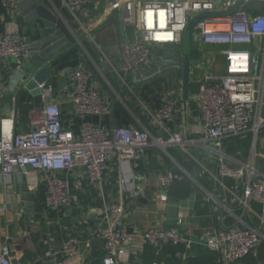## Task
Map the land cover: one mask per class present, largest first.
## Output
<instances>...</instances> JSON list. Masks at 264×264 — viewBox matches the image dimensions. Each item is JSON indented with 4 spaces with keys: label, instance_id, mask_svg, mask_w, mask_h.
<instances>
[{
    "label": "built area",
    "instance_id": "2783aa9c",
    "mask_svg": "<svg viewBox=\"0 0 264 264\" xmlns=\"http://www.w3.org/2000/svg\"><path fill=\"white\" fill-rule=\"evenodd\" d=\"M5 14L13 17L20 0H3ZM90 0H60L73 11ZM237 0H110L108 8L120 12L121 22L132 30L131 38L119 43V64L116 76L126 84L125 76L137 73L152 59V47H174L182 50L183 33L190 19L204 12H224ZM243 0L231 13L201 17L192 27L191 36L199 37V47L219 46L224 60L220 73H206L196 93L200 109V126L196 138L187 139L180 129L167 135H152L146 128L115 125L107 129L100 124H84L78 135L61 123L60 101H49L52 85L42 82L41 106L29 119L30 129L13 132L9 121L2 123L0 134V174L7 178L19 172L30 179L31 172L44 176L45 206L59 208L70 200V184L61 173L83 169L91 181L101 182L109 163H130L137 160L144 147L154 144L162 149L179 146H202L215 154V167L209 169L199 162L201 173L214 182L207 201L223 207L220 232L206 236L205 244L222 261L231 264L246 255L257 257L264 241V173L257 168L256 158H264V12L248 8ZM29 45L13 32L0 33V58L14 59L22 66L29 56ZM259 55L256 74L251 73L253 55ZM70 96L68 101L76 112L105 117L111 114V103L103 96L89 67L79 65L66 71ZM3 81L0 72V84ZM174 110L170 101L163 102L153 114L155 123L165 129ZM251 133L246 160L227 155L225 143ZM258 145L260 150L258 149ZM194 159V157H192ZM196 160V159H195ZM197 161V160H196ZM198 162V161H197ZM59 173V174H57ZM184 175L186 172L184 171ZM157 201L168 202L173 176L170 169L156 173ZM230 181V184H227ZM222 188L227 193L218 198ZM227 202L228 206L225 205ZM260 205L254 209L252 204ZM123 206L110 203L105 207L104 228H94L92 236L102 241L103 264H119L123 245L131 237L122 222ZM177 223L182 224L178 219ZM142 240L155 246L177 245L187 241L177 229L152 226L142 232ZM81 239L69 236L62 242L61 254L76 260ZM134 250L138 245H133ZM0 264H24L15 260L13 247L0 241ZM54 264H63L58 262Z\"/></svg>",
    "mask_w": 264,
    "mask_h": 264
},
{
    "label": "crops",
    "instance_id": "0c3cea01",
    "mask_svg": "<svg viewBox=\"0 0 264 264\" xmlns=\"http://www.w3.org/2000/svg\"><path fill=\"white\" fill-rule=\"evenodd\" d=\"M41 1L57 16L55 26L63 31L67 40L51 56L53 79L50 85L53 94L49 100L62 102L61 123L65 128L78 135L84 124H100L107 129L118 125L146 128L154 136H166L167 132L180 129L185 138H196L194 130L201 124L196 93L206 73H220L224 68L219 46L208 44L199 47L197 40L192 41L186 97L182 86V50L177 51L172 46L152 47V61L141 71L127 74L126 84H123L115 73L119 64V43L131 38L132 30L121 22L120 12L110 11V0H90L82 7L73 8V11L62 5L60 0ZM261 6L264 12V3ZM33 15L28 0L19 1L13 17L5 14L4 1L0 0V33L13 32L29 45L39 37L38 27L54 25L44 19L33 20ZM169 52L174 53L173 58L165 57L160 62L163 53ZM31 56L29 52L24 63L33 62ZM100 62L107 65V72H104ZM79 65L93 70L103 96L111 103L110 115L98 117L81 114L67 102L70 92L66 71ZM20 67L14 59L0 58L3 77L0 84V134L4 121L11 122L13 132L29 130V119L38 109L33 105L28 92L20 89V82L13 78ZM165 101L171 102L174 114L170 121L164 123L163 129L155 123L153 114ZM225 148L227 155L246 160L248 152H227ZM188 149L198 164L200 162L214 169L216 159L212 151L197 145L187 147L186 151ZM181 151L185 150L179 146L170 145L162 149L150 144L144 147L140 157L133 162L109 163L101 182L89 180L81 168L61 173L69 181L70 200L59 208L45 206L42 173L32 171L30 179L19 172L7 178L0 174V241L11 245L14 259L24 264H51L59 261L63 264H87L89 259L100 260L104 257L103 243L92 236V231L106 226L105 207L110 203H118L123 206L122 222L132 233L129 243L122 247L119 264H165L163 261L168 256L162 252L166 245L155 246L142 240V232L152 226L177 229L186 238L187 241L179 243L184 250L176 253L181 260L189 256H209L214 252L206 246V236L222 230L220 217L225 212L223 207L206 199V192H213L214 182L208 177L210 189L205 188L175 158L173 153L184 157ZM261 159L264 160L256 158L258 169V161ZM172 167H178L183 174L185 171L186 177L193 183L195 206L192 215L179 217L178 206L169 208L168 202L161 204L157 201L159 189L156 173ZM22 183L27 184L31 198V207L27 209L20 204ZM226 193L218 188L215 195L223 197ZM189 195L190 191L187 197L177 198L182 200ZM225 205L228 206L227 202ZM252 206L254 209L260 208L257 203ZM178 219L182 220V224L177 223ZM69 236L81 239L76 260L65 259L61 254L62 242ZM133 245L139 248L134 250ZM213 255L217 264H228L219 259L216 253ZM259 264H264V260Z\"/></svg>",
    "mask_w": 264,
    "mask_h": 264
},
{
    "label": "water",
    "instance_id": "95a60500",
    "mask_svg": "<svg viewBox=\"0 0 264 264\" xmlns=\"http://www.w3.org/2000/svg\"><path fill=\"white\" fill-rule=\"evenodd\" d=\"M243 0H237L236 4L229 10L224 12H204L199 14L198 16L190 19L188 22L186 29L183 33V42H182V86L183 93L186 97L188 94V85H189V76H190V62H191V43L193 40H198L199 37H192L191 30L194 24L204 16H214L218 14L231 13L238 9V7L242 4ZM28 4L30 5L31 10L33 11V20L44 19L54 25H43L37 28L38 38L34 39L28 47V51L31 52L34 58L32 62H26L18 69L16 73H14L13 78L20 82V89L28 92V94L32 97L33 105L36 108H40L42 98H41V89L39 88V84L42 82H46L47 84L52 83L53 75L51 69V56L53 53L57 52V50L62 45L63 41H67L63 35V31L61 29L56 28V24L58 21L57 16L45 5L41 0H28ZM248 8H253L255 10H261L259 7V3L257 2H248L246 4ZM174 53L169 52L168 54L163 53L162 59L163 61L165 57L173 58ZM258 59L259 55L255 53L253 55L252 61V69L251 73L254 75L257 72L258 68ZM100 66L104 67V72L108 71V67L104 62L99 63ZM170 172L173 176L172 184L176 185L179 181L186 177V175L181 172L178 167H172ZM21 187V205L24 206V209L31 207V198L29 196V190L26 183H22ZM169 208L172 206H178V216H189L193 214V208L195 206V188L192 185L190 188V195L186 199H179L177 197H170L168 200ZM54 264V263H51Z\"/></svg>",
    "mask_w": 264,
    "mask_h": 264
},
{
    "label": "trees",
    "instance_id": "16d2710c",
    "mask_svg": "<svg viewBox=\"0 0 264 264\" xmlns=\"http://www.w3.org/2000/svg\"><path fill=\"white\" fill-rule=\"evenodd\" d=\"M264 109V108H263ZM251 142V133L248 132L243 138H234L229 143H226L225 150L227 152L233 150V152H242L246 154L249 151ZM175 158L182 163V165L185 167L187 172L191 175L193 179H195L197 182H199L201 185H203L205 188L210 189V184L208 181V175L206 173H201V166L197 163L195 159L192 157L188 158L184 156L183 158L180 157V155L173 153ZM257 164V163H256ZM258 167L259 169L264 173V160L258 161ZM227 184H230V181H227ZM193 185L192 181L187 178L183 177L178 184L171 185L170 188V195L175 197H187L190 191V187ZM149 246H146L148 248ZM163 250V255H167L166 259H164L165 264H217L216 263V257L211 254L209 256H189L185 260H181L176 253L182 252L184 250V247L180 244L177 245H171L166 244V248ZM166 251V252H165ZM151 252L152 249H151ZM164 252L166 254H164ZM261 260H264V241L261 243L258 255L257 257H254L252 255H246L239 259L236 264H259ZM87 264H103L102 259H89Z\"/></svg>",
    "mask_w": 264,
    "mask_h": 264
},
{
    "label": "rangeland",
    "instance_id": "374dc122",
    "mask_svg": "<svg viewBox=\"0 0 264 264\" xmlns=\"http://www.w3.org/2000/svg\"><path fill=\"white\" fill-rule=\"evenodd\" d=\"M181 154L183 155V156H186V157H190L191 158V156H193V154H192V152H189V149H188V151H181ZM218 198H220V197H218Z\"/></svg>",
    "mask_w": 264,
    "mask_h": 264
}]
</instances>
